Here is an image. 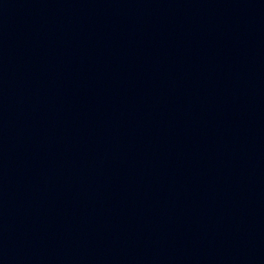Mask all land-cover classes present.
Masks as SVG:
<instances>
[{
    "label": "water",
    "instance_id": "95a60500",
    "mask_svg": "<svg viewBox=\"0 0 264 264\" xmlns=\"http://www.w3.org/2000/svg\"><path fill=\"white\" fill-rule=\"evenodd\" d=\"M0 264H264V0H0Z\"/></svg>",
    "mask_w": 264,
    "mask_h": 264
}]
</instances>
